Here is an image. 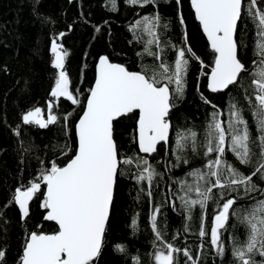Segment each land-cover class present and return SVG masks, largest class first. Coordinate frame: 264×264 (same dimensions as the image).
Instances as JSON below:
<instances>
[{"label":"trees","instance_id":"1","mask_svg":"<svg viewBox=\"0 0 264 264\" xmlns=\"http://www.w3.org/2000/svg\"><path fill=\"white\" fill-rule=\"evenodd\" d=\"M247 2L244 0L245 13L238 24L237 38L242 40L239 58L249 72L242 73L240 81L229 89L212 92L207 88V77L215 55L195 17L190 0H179V3L177 0H155V3L143 6L116 0V10H112L110 0H0V250L5 252L0 264H19L31 232L58 230L54 221L44 219L46 210L42 204L46 185L39 179L40 173L50 169L53 161L62 167L75 154V123L84 110L94 83L100 55L107 54L130 70L147 71L149 74L157 66L159 61L144 52V41L149 39L147 34L137 30L136 35L141 37L138 40L130 30L143 16L157 13L161 18L158 31L165 48L164 60L169 64L175 60L174 50L167 47L168 44L191 47L199 60L187 54L191 58L184 94L179 98L173 97L175 107L168 117L172 124L169 142L158 145L157 152L145 154L139 151L136 131L138 112L114 121L113 134L120 157L133 158L134 161L143 157L162 175L155 176L151 185L147 179L138 183L134 179L138 174L135 162L121 165L123 174L117 177L102 251L93 264H136L134 257L139 258V264H155L153 253L156 247L166 243L181 249L189 248L193 258H198V264H236L231 254L233 238L242 242L247 235V229L238 219L235 216L231 218L230 226L223 235L225 254L218 257L209 243L210 235L206 239L198 235L201 225L199 206L193 209L192 219L187 220L180 201L176 199V195L183 194L179 191L178 181L187 179L191 183L193 178L187 174L193 169H202L207 162L203 147H198L196 153L191 151L190 146L175 153L173 150L177 147L178 134L189 130L196 132L198 145H203L211 114L219 111L220 119L226 126L231 103L243 110L252 138L258 135L246 99L252 94L249 73L255 58V28L247 16ZM260 6L264 7V0H260ZM61 33L64 35L61 36ZM185 33L187 45L184 44ZM54 40L67 53L63 71L69 78V90L80 101L79 104H72L66 97L56 100L51 96L55 77L60 71L53 66L55 55L51 49ZM151 47L157 51L155 45ZM205 99L210 103H205ZM49 101H54L52 114L58 117L57 122L46 128L23 123V115L37 107L42 110V115L47 116ZM65 116H68L67 121ZM253 151L258 153L255 145ZM177 154L187 158L189 163L181 162L178 167H172L177 163ZM225 159L237 168L241 167L239 169L245 174L253 170L252 165H241L230 151H226ZM32 181L40 183L41 190L30 203L29 216L23 218L19 206L10 201L15 188L22 186V190H26ZM254 182L264 188V181L258 177H254ZM149 190L152 193L150 197L147 194ZM218 191L214 189L217 195ZM191 195L196 198L195 193ZM232 195L238 196L234 205L238 215L256 200L264 199V194L259 191L252 194L254 199L244 196L242 189ZM172 201H175V207ZM157 206L160 208L157 222L162 240H156L151 228L150 218ZM215 211L216 204L209 201L203 221L209 233ZM133 219L136 220L135 227ZM185 224L188 225L187 232ZM202 239L204 248L200 247ZM117 245H122L125 251H118ZM254 259L257 264L264 261L259 254ZM185 260L182 252L177 254L176 264H184Z\"/></svg>","mask_w":264,"mask_h":264},{"label":"snow or ice","instance_id":"2","mask_svg":"<svg viewBox=\"0 0 264 264\" xmlns=\"http://www.w3.org/2000/svg\"><path fill=\"white\" fill-rule=\"evenodd\" d=\"M110 2L112 10H116V0ZM126 3L143 6L155 3V0H126ZM191 5L215 55L207 86L212 92H222L236 85L242 73L249 72L238 56L242 40L237 38V33L238 24L245 13L244 0H191ZM247 16L255 28V58L249 73L252 94L246 96V99L258 135L252 138L243 110L231 103L226 126L220 119L219 111L211 114L203 145H198L196 132L189 130L178 134L177 147L173 150L175 153L190 146L191 151L196 153L198 147H203L207 162L202 169H193L187 174L193 178L191 183L187 179L178 181L179 191L183 194L176 195V199L180 201V208L186 213L187 220L192 219L193 209L199 206L201 225L198 235L203 239L210 235L209 243L218 257L225 254L223 235L230 226L231 218L235 216L238 219L247 229V235L242 242L233 238L231 254L236 264H257L255 255L264 257V199L256 200L249 209L238 215V210L234 208L238 196L232 195L238 194L241 189L243 195L250 199H254L252 194L258 191L264 194V188L254 182V177L264 181V7L260 6V0H248ZM180 22L183 24L182 17ZM160 27L161 18L157 13L143 16L130 29L138 40L141 37L136 35L137 30L149 37L144 41V52L159 61L151 74L147 71H130L125 65L110 62L107 56L99 58L94 86L89 90L83 115L75 126L77 146L74 156L62 167L55 161L51 162L50 169L41 171L39 177L47 189L42 204L46 210L44 219L54 221L58 230L54 234L31 232L19 264H93L102 251L114 187L118 175L123 174L121 165H132L135 162L138 174L134 179L138 183L147 179L151 185L155 176L162 175L143 157L135 161L133 158H121L113 136V122L117 118L138 112V147L141 153H155L158 145L169 141L172 125L168 117L175 107L173 97L183 96L190 58L199 60V57L191 47L168 44L166 46L174 50L175 60L172 64L166 62L163 58L165 48L158 31ZM184 44L187 45L186 33ZM152 45L156 46L157 51L152 50ZM51 50L55 55L53 66L60 69L51 96L56 100L66 97L72 104H79L80 101L69 90V78L63 71L67 53L55 40ZM205 103L210 101L205 99ZM53 107L54 101H49L47 120L42 118V110L37 107L23 115V123L48 127L58 120L52 114ZM64 119L67 121L68 116ZM253 145L258 148V153L253 151ZM226 151H230L241 165H252L250 174H245L225 159ZM176 161L172 167H178L181 162L189 163L187 158L179 154L176 155ZM214 189L219 190L218 195ZM40 190L41 184L35 181L30 182L26 190H22V186L15 188L10 203L19 206L23 218L29 216V202ZM192 193H195L196 198L192 197ZM147 194L149 197L152 195L150 190ZM209 201L216 204L210 233L203 223ZM172 205L175 207V201H172ZM159 212L160 208L155 207L150 218L156 240H162L157 222ZM132 224L136 226L135 219ZM184 230L188 231L187 224ZM203 239L201 248L205 246ZM116 247L118 251H125L122 245ZM181 252L186 257L184 264H198V258H193L189 248H177L172 243L156 247L154 262L176 264L177 254ZM4 256L5 252L0 250V260ZM133 259L139 264L138 257Z\"/></svg>","mask_w":264,"mask_h":264},{"label":"water","instance_id":"3","mask_svg":"<svg viewBox=\"0 0 264 264\" xmlns=\"http://www.w3.org/2000/svg\"><path fill=\"white\" fill-rule=\"evenodd\" d=\"M190 3H191V0H190ZM192 6V5H191ZM193 9V8H192ZM193 11H194V13H195V10L193 9ZM196 17V16H195ZM197 19V18H196ZM197 21L199 22V20L197 19ZM199 24H200V22H199ZM200 26H201V29H202V25L200 24ZM202 31H203V29H202ZM204 33V32H203ZM204 35H205V37H206V39H207V36H206V34L204 33ZM207 41H208V39H207ZM208 44H209V46H210V42L208 41ZM211 48V47H210ZM238 53H239V49H238ZM101 56H107L108 58H109V60H110V62H112V63H118V64H122V65H125V64H123V63H120V62H117V61H114V60H112L107 54H102V55H100L99 56V58L101 57ZM238 56H239V54H238ZM99 58H98V60H97V62H96V70H97V65H98V62H99ZM242 62V61H241ZM126 66V65H125ZM213 66H214V64H213ZM127 67V66H126ZM128 68V67H127ZM129 69V68H128ZM130 70V69H129ZM130 71H138V70H130ZM210 73H211V71H210ZM210 73L208 74V75H210ZM94 83H95V80H94ZM94 83H93V85H92V87L94 86ZM207 85H208V77H207ZM230 87V86H229ZM207 88H208V86H207ZM209 89V88H208ZM210 90V89H209ZM211 91V90H210ZM90 94V93H89ZM88 94V95H89ZM88 97V96H87ZM86 103H87V99H86ZM86 103H85V107H86ZM85 107H84V109H85ZM84 111V110H83ZM83 111H82V113H81V115L79 116V118L83 115ZM42 118L43 119H45V120H47V118H45V115H42ZM79 118H78V120L76 121V123H75V126H76V124L78 123V121H79ZM118 119V118H117ZM138 120V119H137ZM171 122V121H170ZM172 125V124H171ZM113 127H114V122H113ZM172 128V127H171ZM136 131H137V142H138V124H137V128H136ZM75 132H76V127H75ZM170 133H171V129H170V132H169V138H170ZM77 136V135H76ZM113 136H114V134H113ZM115 140V139H114ZM116 142V141H115ZM169 142V141H168ZM167 142V143H168ZM74 156V155H73ZM64 166V165H63ZM115 186H116V184H115ZM46 191H47V189H46ZM46 191H45V194H46ZM114 194H115V187H114ZM113 200H114V198H113ZM32 201V200H31ZM31 201L29 202V206H30V203H31ZM113 204V203H112ZM111 209H112V205H111V208H110V214H111ZM110 214H109V218H110ZM45 216H46V214H45ZM109 221V220H108ZM107 225H108V222H107ZM106 229H107V227H106ZM39 233H41V232H39ZM42 233H44V234H54L55 232H42ZM103 243H104V241H103Z\"/></svg>","mask_w":264,"mask_h":264},{"label":"bare ground","instance_id":"4","mask_svg":"<svg viewBox=\"0 0 264 264\" xmlns=\"http://www.w3.org/2000/svg\"><path fill=\"white\" fill-rule=\"evenodd\" d=\"M49 115V112L47 113V116ZM47 116H45V118H47ZM167 144V143H166ZM239 164V163H238ZM239 168H241V167H239ZM187 232V231H186ZM226 243H228V242H226ZM256 256V255H255ZM234 259V258H233ZM231 260V259H230ZM233 261V260H232ZM260 264V263H259Z\"/></svg>","mask_w":264,"mask_h":264}]
</instances>
